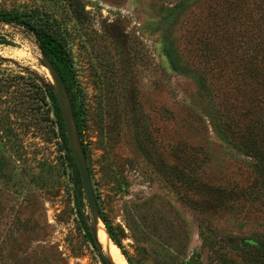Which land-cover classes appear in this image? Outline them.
<instances>
[{
	"label": "rangeland",
	"instance_id": "1",
	"mask_svg": "<svg viewBox=\"0 0 264 264\" xmlns=\"http://www.w3.org/2000/svg\"><path fill=\"white\" fill-rule=\"evenodd\" d=\"M26 1L0 0V9ZM160 1L42 3L64 26L82 148L118 246L110 241L126 264H264V163L215 127L221 103L213 90L222 93L227 80L208 74L201 83L206 68L188 40L189 24L181 26L187 11L170 38L190 71L169 68L159 49ZM0 38V69L52 81L26 31L0 23ZM31 86L21 82L20 92ZM6 115L12 135L0 133V264H102L78 215L81 180L54 116L35 102ZM156 162L181 178L167 179ZM82 204L88 210L86 199Z\"/></svg>",
	"mask_w": 264,
	"mask_h": 264
},
{
	"label": "trees",
	"instance_id": "2",
	"mask_svg": "<svg viewBox=\"0 0 264 264\" xmlns=\"http://www.w3.org/2000/svg\"><path fill=\"white\" fill-rule=\"evenodd\" d=\"M45 1L40 0L38 4L35 0H27L12 10L0 9V23L18 26L34 38L41 55L47 58L64 84L74 125L82 144V122L64 26L48 7L42 6ZM66 1L71 3L70 0ZM158 8L162 14L163 31L159 49L169 68L183 75L190 71L170 38L174 25L187 11L188 15H185L181 26L187 27L189 24L188 29L186 28L189 32L188 40L197 47L198 56L206 68L200 74L201 83L205 84L208 74L215 79L225 77L227 80L222 93L213 90L214 97L221 103L220 110L212 117L215 127L223 139L243 151L246 156L263 164L264 0H161ZM1 44L6 42L0 38ZM4 62L6 59L0 57V65ZM24 81L32 85L27 94L20 92L22 89L19 85ZM33 102L43 104L54 116L63 149L73 162L59 99L51 81L28 69H0V103L10 104L12 111H26ZM10 108L7 106L0 109V133H4L7 138L12 135L11 120L6 115ZM156 163L167 179L181 178L162 162ZM83 194L81 184L77 196L78 215L92 245L99 251L101 263L111 264L100 252L90 214L82 204V200L86 199ZM227 194L232 196V192ZM221 196L226 197L224 194ZM99 216L110 240L118 246L101 212ZM87 223L92 225L91 228H88ZM127 264L130 263L127 261Z\"/></svg>",
	"mask_w": 264,
	"mask_h": 264
},
{
	"label": "water",
	"instance_id": "3",
	"mask_svg": "<svg viewBox=\"0 0 264 264\" xmlns=\"http://www.w3.org/2000/svg\"><path fill=\"white\" fill-rule=\"evenodd\" d=\"M44 63L46 64L48 71L51 73L52 81L51 83L54 85L58 99L59 104L61 107L62 117L64 121V126L66 130V134L69 140V143L72 148L73 157L77 166V170L79 172L81 184L83 187L84 195L87 202L88 211L94 225H96L97 220L100 218V211L96 202V198L94 196L90 172L86 163L85 154L82 148V144L79 140L78 133L76 131V127L74 125L72 111L70 107V101L66 92V89L64 87V84L57 74V72L54 70L52 65L49 63L46 57L42 56ZM64 101H66V109L64 108ZM72 130L74 133V137L72 138ZM93 234L96 236V231L94 228Z\"/></svg>",
	"mask_w": 264,
	"mask_h": 264
},
{
	"label": "bare ground",
	"instance_id": "4",
	"mask_svg": "<svg viewBox=\"0 0 264 264\" xmlns=\"http://www.w3.org/2000/svg\"><path fill=\"white\" fill-rule=\"evenodd\" d=\"M49 74H51L49 72ZM74 133L72 130V138ZM96 232L99 242L103 245L104 250L107 252V255L112 259L114 264H126L124 259L119 255L117 248L111 243L104 227L99 223V220L96 222Z\"/></svg>",
	"mask_w": 264,
	"mask_h": 264
}]
</instances>
